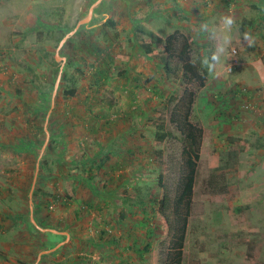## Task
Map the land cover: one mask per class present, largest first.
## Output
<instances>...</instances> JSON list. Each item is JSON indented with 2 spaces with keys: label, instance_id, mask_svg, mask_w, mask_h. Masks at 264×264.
Instances as JSON below:
<instances>
[{
  "label": "rangeland",
  "instance_id": "1",
  "mask_svg": "<svg viewBox=\"0 0 264 264\" xmlns=\"http://www.w3.org/2000/svg\"><path fill=\"white\" fill-rule=\"evenodd\" d=\"M97 1L0 0V264H139L135 258L148 245L146 258L154 256V264H174L157 210L160 176L176 192L172 159H180L183 139L170 114L184 94L183 73L153 90L156 77L144 74L151 58L136 29L153 21L165 38L177 31L191 37L179 29L186 21L197 38L209 16L223 40L219 47L213 36L208 48L193 44L208 79L191 118L204 132L180 264H264V0H103L90 23L59 49L61 36ZM189 9L193 19L185 17ZM110 19L114 29H102ZM37 30L44 33L39 37ZM93 42L114 58L99 85L103 65L92 68ZM156 59L158 68L164 56ZM232 60L237 66L228 73ZM77 66L86 78L80 93L67 98L63 76ZM35 124L45 134L36 133ZM166 132L171 135L158 142ZM126 136L134 148L123 160ZM126 161L129 170L120 173ZM107 166L117 168L114 180L104 174ZM212 176L228 185L226 193H211ZM67 188L74 193L69 206ZM33 218L62 234L55 239Z\"/></svg>",
  "mask_w": 264,
  "mask_h": 264
},
{
  "label": "trees",
  "instance_id": "2",
  "mask_svg": "<svg viewBox=\"0 0 264 264\" xmlns=\"http://www.w3.org/2000/svg\"><path fill=\"white\" fill-rule=\"evenodd\" d=\"M60 24L62 25V22H60ZM115 26L116 23L110 19L105 25H103L102 29L105 30V28H108L113 30ZM37 31L39 37L44 33L42 30ZM65 36L66 35L63 34L61 38L63 39ZM61 38L59 40H61ZM114 39H117L116 35ZM136 39L138 44L144 50L146 56L149 58L157 57L160 54L164 56L165 70L168 76L177 78L180 71L183 73V85L185 86L184 94L178 100V103L171 110L170 114V123L176 127L183 139V148L180 159H172V163L176 162L175 165L178 167L179 171L176 182V192L173 194L171 189L163 183V178L160 176L159 184L162 186L164 193L163 198L159 201V208L157 210L158 217L163 226V235L165 238L170 239L171 250L176 252L174 258H172L170 254L167 255L170 259V262L168 263L172 262L174 264H180L183 257L189 217L193 207L194 187L204 132L202 126L199 123H193L191 118L198 93L206 86L208 70L205 66L204 57L201 54H196L193 48L194 43L192 37L186 36L179 31L165 38L159 32L154 30L149 23L147 24L143 21V23L140 22V26L136 29ZM72 40L73 39H70L69 43ZM108 40H112V37L108 38ZM160 43L163 44L162 50L155 48L156 45ZM89 46V48L92 49L91 52L95 55L92 68L96 69L101 64L103 65L96 75V84L99 85L100 82L104 83L107 76L104 67L113 62L114 58L111 55L110 50L109 52H105L99 43L93 42L91 45L89 44ZM68 69L69 70L67 71L65 70V75L63 76V81L66 82V88L64 89L63 94L67 98H74L80 93V83L85 80L86 72L82 66L69 67ZM52 78L53 77H51V80ZM123 91L127 92L130 90L125 87ZM128 93H131L134 100H136L137 96L135 91L131 90ZM34 128L36 133L45 134L44 129L39 125L35 124ZM164 128L163 125L160 126V129L163 130ZM168 134L169 133L167 132L159 134L158 142L161 143L167 139ZM50 146H52V142ZM99 167H102V165ZM116 170L117 168L114 167L110 172L106 171L104 174L111 176L109 179L114 180V176L116 175L115 172H117ZM214 178L215 176H212L208 181L210 185L209 187L213 188L211 193H226L228 185L220 183L219 181L214 180ZM70 185H72V182H69V186ZM218 187H221V189L218 190ZM67 191L66 206H69V201L74 199V193L70 188H67ZM53 198L58 201L56 196ZM42 205L43 202L40 206ZM44 205L47 209L50 207V203H45ZM48 235L55 239L60 237V235L54 233H48ZM51 246L54 247L55 245L53 244ZM147 253L152 254L149 245L145 250L138 253L135 262L139 264H154V256H151L150 259L146 258Z\"/></svg>",
  "mask_w": 264,
  "mask_h": 264
},
{
  "label": "crops",
  "instance_id": "3",
  "mask_svg": "<svg viewBox=\"0 0 264 264\" xmlns=\"http://www.w3.org/2000/svg\"><path fill=\"white\" fill-rule=\"evenodd\" d=\"M192 6H195V7H193V9L196 11L197 10V4H195V5H193L192 4ZM234 5H231L230 6V10H231V8H234L233 7ZM187 13H185V17H186V19L187 18H191V19H193L194 18V14L190 11V9L189 10H187L186 11ZM209 13H211V12H209ZM188 16H190V17H188ZM212 17V18H211ZM231 17H234V16H231ZM158 18H159V15H158ZM209 18H211V23L210 22H208L207 23V25H205V26H202V28H199L198 30V34H199V37H197V38H195V37H193L194 35H193V33H192V29H191V25H188L187 24V22L186 21H181V22H179V24L180 23H182V27L183 28H179L181 31H183V32H185V33H187V34H189V35H191V37H192V40H193V43H194V45L196 46L197 45V41H199V43L203 46V47H205L206 46V48H208L209 47V45H211L210 43V39L212 38V36L213 37H215L216 38V40H217V42H216V46L217 47H219V45H220V43H221V41L223 40V39H221V33L222 32H220L219 33V31H220V29L219 28H217V27H214L213 26V24H212V22L214 21V19H213V16H209L207 19H209ZM164 20H167V19H164ZM153 22V21H152ZM152 22H150L149 23V25L150 26H152ZM219 22H221V21H219ZM215 24V23H214ZM221 24H223V22L221 23ZM215 26H216V24H215ZM153 27V26H152ZM154 28V27H153ZM217 31H218V33H217ZM228 33H229V35H231V32H229L228 31ZM238 33H239V31H238ZM230 37V36H229ZM226 39H228V37L226 36L225 37ZM194 41H196V42H194ZM228 44H226V46H227ZM160 44H158V46H156L155 48H157V49H159L160 50ZM220 49H221V47H220ZM219 48H218V56H219V59H221V57H220V52L222 51V50H220ZM225 50H226V47L223 49V51L225 52ZM159 57H162V55L160 54V55H158ZM156 57H153V58H151L150 59V62H151V64H152V66L151 67H148V69H147V65L145 66L146 68H145V70H144V74L145 75H151V76H153V77H156V78H154L153 80H155V81H153L152 83H153V86H154V89L153 90H156L158 87H159V85L160 84H162L163 82H162V80L163 79H173L174 77H171V76H168L167 75V73H166V70H165V64H164V61L163 60H161V62H162V65L161 66H158V68H156L155 67V63H156ZM144 62V61H143ZM242 69H248V66L247 65H245V64H242ZM161 71H162V73H161ZM253 77V79L255 78V75L254 76H252ZM217 78H215V79H213V80H216ZM127 92H129V91H127ZM142 92V91H141ZM137 95H138V92H137ZM150 101V100H149ZM153 103H156V99H154V100H151ZM145 106V103L144 102H142L141 104H140V106ZM154 104H152L151 105V107L153 106ZM137 108H138V106H137ZM122 143H126V147L124 148V149H126L124 152L126 153V155H125V158H123V160L124 159H128L129 158V156H131V154H132V152H130V150L131 149H133L134 147L132 146V142H131V140L126 136L124 139L122 138ZM122 161V160H121ZM122 163H123V165H122ZM122 163H120L119 165L121 166V170H123V171H121L120 173H126L129 169H128V167H127V165H128V161H126L125 163L124 162H122ZM110 165H113L112 163H110ZM107 168H108V170L110 169V170H112V168H114V167H112V166H107Z\"/></svg>",
  "mask_w": 264,
  "mask_h": 264
},
{
  "label": "water",
  "instance_id": "4",
  "mask_svg": "<svg viewBox=\"0 0 264 264\" xmlns=\"http://www.w3.org/2000/svg\"><path fill=\"white\" fill-rule=\"evenodd\" d=\"M101 1H103V0H98L92 7H91V9H90V12H89V15H88V17L87 18H85L84 20H82V21H80L79 22V24L76 26V28L72 31V32H70L69 34H67L65 37H64V39L61 41V43H60V47H59V49H61L65 44H66V42L72 37V36H74L77 32H78V30H79V28L81 27V26H83V25H86V24H88V23H90V21H91V19H92V17H93V13H94V8L101 2ZM62 60H65L64 58H62ZM63 69H64V67H62L61 68V73H60V76H59V78H58V80H57V83H56V88H55V92H54V100H53V103L55 102V96H56V94H57V91H58V88H59V84H60V81H61V79H62V73H63ZM53 108H54V104H53ZM51 113V112H50ZM48 123V122H47ZM46 128H47V125H46ZM45 128V129H46ZM47 130V129H46ZM48 134V133H47ZM48 139H49V136H48ZM48 139H47V142H48ZM37 174H38V169H37V172H36V177H35V180H34V185H33V189H34V187H35V184H36V181H37ZM32 196H33V191H32V193H31V198H32ZM33 200H31V205L33 206ZM33 210V209H32ZM32 222H33V224L35 225V226H37V228H39L41 231H44V232H47V231H50V232H53V233H55V234H62L61 232H58V231H56V230H46V229H42V228H40L39 226H38V224H37V222H36V220L33 218V220H32ZM64 234V233H63ZM66 234V233H65ZM67 236H69L68 234H66ZM63 245V243L62 244H60L59 246H57L56 248H54V249H52V250H50V251H47V252H44L45 254H47V253H51V252H53V251H55L56 249H58L60 246H62ZM40 257H41V255H40Z\"/></svg>",
  "mask_w": 264,
  "mask_h": 264
},
{
  "label": "built area",
  "instance_id": "5",
  "mask_svg": "<svg viewBox=\"0 0 264 264\" xmlns=\"http://www.w3.org/2000/svg\"><path fill=\"white\" fill-rule=\"evenodd\" d=\"M234 53L236 54L237 52L234 51ZM237 66V62H233L229 67H228V73H231L233 71V68H235Z\"/></svg>",
  "mask_w": 264,
  "mask_h": 264
},
{
  "label": "clouds",
  "instance_id": "6",
  "mask_svg": "<svg viewBox=\"0 0 264 264\" xmlns=\"http://www.w3.org/2000/svg\"><path fill=\"white\" fill-rule=\"evenodd\" d=\"M229 24H231V20L228 21ZM233 61V60H232ZM234 62V61H233Z\"/></svg>",
  "mask_w": 264,
  "mask_h": 264
}]
</instances>
